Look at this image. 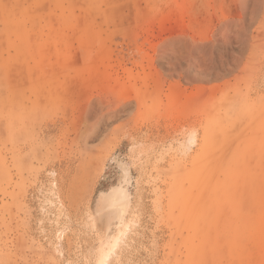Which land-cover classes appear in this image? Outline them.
I'll return each instance as SVG.
<instances>
[{
  "label": "rangeland",
  "instance_id": "obj_1",
  "mask_svg": "<svg viewBox=\"0 0 264 264\" xmlns=\"http://www.w3.org/2000/svg\"><path fill=\"white\" fill-rule=\"evenodd\" d=\"M0 264H264V0H0Z\"/></svg>",
  "mask_w": 264,
  "mask_h": 264
},
{
  "label": "bare ground",
  "instance_id": "obj_2",
  "mask_svg": "<svg viewBox=\"0 0 264 264\" xmlns=\"http://www.w3.org/2000/svg\"><path fill=\"white\" fill-rule=\"evenodd\" d=\"M125 197H126V193L123 194L122 199H125Z\"/></svg>",
  "mask_w": 264,
  "mask_h": 264
}]
</instances>
